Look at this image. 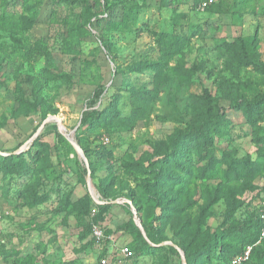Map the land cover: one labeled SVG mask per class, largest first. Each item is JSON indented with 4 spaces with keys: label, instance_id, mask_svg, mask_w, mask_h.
<instances>
[{
    "label": "rangeland",
    "instance_id": "rangeland-1",
    "mask_svg": "<svg viewBox=\"0 0 264 264\" xmlns=\"http://www.w3.org/2000/svg\"><path fill=\"white\" fill-rule=\"evenodd\" d=\"M204 1L1 0L0 150L10 153L23 143L15 154L40 151L42 160L23 178L0 171V264H98L91 231L97 205H109L100 221L110 238L134 243L132 206L142 225L143 214L162 212L152 200L154 173L145 169L150 161L186 181L159 189L174 209L156 220L164 241L152 244L176 245L177 253L137 250L138 264H183L181 252L195 262L209 234L250 217L249 233L257 234L260 205L253 186L264 185V145L254 141L244 112L232 105L264 99V0H213L202 8ZM162 35L183 36L167 60ZM100 37L110 42L108 51ZM243 50L261 64L247 63ZM100 84L106 90L94 108L115 101L125 117L133 116L139 95L146 98L144 115L122 127L83 129L82 114ZM220 108L224 125L207 129L211 142L184 138ZM56 129L82 141L91 158L66 136L68 143L59 142ZM161 152L172 154L162 163ZM247 155L254 162L250 171L235 162ZM90 161L88 179L84 167L91 168ZM33 184L51 196L29 207ZM65 197L69 205L56 212ZM253 246L217 250L206 264H233ZM251 251L241 264H264V243Z\"/></svg>",
    "mask_w": 264,
    "mask_h": 264
},
{
    "label": "trees",
    "instance_id": "trees-1",
    "mask_svg": "<svg viewBox=\"0 0 264 264\" xmlns=\"http://www.w3.org/2000/svg\"><path fill=\"white\" fill-rule=\"evenodd\" d=\"M1 2V0H0ZM14 5V4H13ZM9 4L7 5V9ZM6 12V9L4 10ZM88 25L90 30L93 28V22L91 20L88 22ZM102 42V45L105 47V49L108 51L110 49V42L108 40L104 39L103 37L99 38ZM160 41H165V44L167 43L168 46H165V44H161V50H162V57L167 59L172 58L174 55L177 54V51L181 47V42L183 41V36L177 35V36H166L162 35ZM245 57L248 59L247 63H251L253 65H260L259 58L254 54H247L246 50H243ZM49 59L52 60V57L49 55ZM184 68H188L185 63H182L181 65ZM106 87L104 84L98 85L94 92L92 97L88 101V108L83 112L82 118H81V126L83 129H97V128H109L111 126H117L122 127L123 125L133 123V119H138L139 117H142L144 115V109L147 107L146 98L143 96L136 95L133 100V116H127L125 117L122 114L121 105H119L117 102H111L109 101L108 104L103 109H96L94 108L98 100L102 97V95L105 93ZM33 108L37 107V104H34L32 106ZM232 108L235 110H241L244 112V115L246 116V120L253 127L254 131V141L257 144H263L264 145V126H260L259 124L261 122H264V99L263 98H255L253 100H246L241 101L238 100L235 104L232 105ZM224 109L220 108L217 112H215L211 117L204 118L201 126L198 130H191L186 134H182L184 138H191V140H194L195 142L199 137H204L208 142H211L212 140L209 139V136H207V129L211 126L219 125L220 127H223L224 125V119L222 120V116L224 115ZM46 116H44L45 118ZM209 125V126H207ZM207 126V127H206ZM56 137L59 142H66L68 143L65 136L56 129L55 131ZM182 135H178L179 139L178 142L182 140ZM182 137V138H181ZM79 144L83 147L84 151L86 152L87 156L90 157V149L87 146H84L82 141L78 140ZM44 143V142H41ZM47 143V142H46ZM23 143L19 144L16 148L10 150L9 155H2L0 154V171L3 172V174L6 177L11 178H23L26 176H29L34 168V163L42 160V152L31 150L26 152H22L19 154H15V150L20 148ZM178 145V144H177ZM46 147H48L46 145ZM178 149V148H177ZM264 149V148H263ZM2 151V150H0ZM5 152V151H3ZM172 152L169 154L168 152H161L160 161L163 163L166 161L167 157L170 156ZM183 154V150L179 149L177 152V158H180ZM92 155V154H91ZM165 155V156H164ZM189 156V155H188ZM187 156V157H188ZM237 163V166H242L243 168L250 171V169L253 168V160H251L250 155H247L242 158H238L235 160ZM91 163V170L94 172L92 161ZM145 169L147 172H153L154 176V182L152 183V186L156 188L155 193L152 195V200L154 203L155 209L160 208L162 212L160 214H157L154 212L153 216L150 218L143 214L142 221H143V227L146 231V237L143 236L140 229L135 226V222L131 220V224L133 225L135 231L137 232V237L135 238V242L132 244H128L130 248L134 252L133 257V264H138V254L137 250L140 251H148V252H157L164 249H169L175 253H177V249L173 246L168 247H155L152 244H159L162 241H164V238H162V230L159 226L155 225L156 220L164 219L169 215V212L174 209L173 206H171V200L167 199V196L161 192H159V189L164 186H168L169 189H172L177 183H184L185 176L179 174L178 176L171 175L169 172L165 171L162 168H156L154 162L150 161L148 166H145ZM213 169V168H211ZM214 170V169H213ZM84 172L87 173V168L84 167ZM158 185V186H157ZM37 185L33 184L30 186L31 188L28 191L27 194V204L29 207H35L39 204H42L44 202H47L50 199V192L41 193L39 192V187ZM254 190H257L256 194V200L258 201V204L260 205V191L264 190V185L259 187V185L254 184L253 186ZM106 195V194H105ZM84 202L89 204L91 203L92 199L87 193L84 197ZM70 200L69 197H65L62 200H60L59 204L57 205L55 211L60 213L66 210L67 206L69 205ZM136 205V204H135ZM97 214H96V220L95 222L98 224H101V219L104 218V213L106 212L108 208L107 205H97ZM137 209L139 211L142 210V208L138 205H136ZM258 214L256 216V221L258 226V232L256 235H251L249 233L250 228V222L251 217L249 219H244L243 221H237L233 222L230 226L222 225L218 229H216L214 232L209 234L206 237V247L205 250L200 251L199 258L193 262L192 259L189 260L188 253H187V263L188 264H206L208 261L213 258V254L220 250L222 253L229 252V249L233 246L238 247L239 249L243 248L247 245H254L251 252H255L258 245L261 243H264V236L261 238V232L263 228V223L261 217H260V209L257 210ZM253 218H255L253 216ZM92 231V229H91ZM105 231V240L103 243L104 251H106V246L110 242V234L112 233L111 230H104ZM93 238V237H92ZM95 244L96 241L93 238ZM225 241H232L228 242V244H225ZM257 244V242H259ZM230 243H234L232 246L229 247V249H226V245H229ZM97 245V244H96ZM231 251V250H230ZM231 253V252H230ZM236 253V252H235ZM234 253V254H235ZM103 256V254L98 255V264H100V258ZM21 260V259H20ZM27 263H29L27 261Z\"/></svg>",
    "mask_w": 264,
    "mask_h": 264
},
{
    "label": "built area",
    "instance_id": "built-area-1",
    "mask_svg": "<svg viewBox=\"0 0 264 264\" xmlns=\"http://www.w3.org/2000/svg\"><path fill=\"white\" fill-rule=\"evenodd\" d=\"M213 0L204 1L201 5L202 8L209 6ZM260 217L263 223L262 236H264V190L260 191ZM97 209H93V213H96ZM2 221L3 215L0 212V240L2 237ZM92 237L95 239L99 253L103 254L100 258V264H133L134 252L128 245V243H118L116 240L110 238V242L106 246V251H104V240L106 238L104 228L101 224L92 225ZM251 247L246 252V257L250 255ZM244 258V259H245ZM243 258H235L233 264H241Z\"/></svg>",
    "mask_w": 264,
    "mask_h": 264
},
{
    "label": "water",
    "instance_id": "water-1",
    "mask_svg": "<svg viewBox=\"0 0 264 264\" xmlns=\"http://www.w3.org/2000/svg\"><path fill=\"white\" fill-rule=\"evenodd\" d=\"M46 121H47V120H46ZM46 121H45V122H46ZM45 122H43V123L41 124V127L45 124ZM58 126H59L60 129H62L63 124H62V121H61V120L58 121ZM61 133H62L64 136H66V137L68 138V140L71 142V144L74 146V148H75L78 152H81L82 148H81V146L79 145V143H77V142L75 141V139H73L71 136L67 135V134H66L65 132H63V131H61ZM0 154H2V155H9L10 153L0 151ZM86 168H87L88 179H89V178H90V175H91V168H90V166H89V163H86ZM97 202H98V203H104V202L99 201V200H98ZM132 209H133V212H134V220H135V222L138 223V225L140 226V228H141V230H142L144 236L146 237V239H148V237H147V235H146V232H145V230H144V228H143V225L141 224V219H140V218L138 217V215H137V211H136L135 207L132 206ZM174 246H175L176 248H178V246H176V245H174ZM181 254H182V262H183V264H187V260H186L185 254L182 253V252H181Z\"/></svg>",
    "mask_w": 264,
    "mask_h": 264
},
{
    "label": "crops",
    "instance_id": "crops-1",
    "mask_svg": "<svg viewBox=\"0 0 264 264\" xmlns=\"http://www.w3.org/2000/svg\"><path fill=\"white\" fill-rule=\"evenodd\" d=\"M3 222H4V221H2V231H4V230H3ZM2 234H3V232H2ZM114 240H115V239H114ZM116 241H117V240H116ZM117 242L120 243V244L124 243L123 241H117Z\"/></svg>",
    "mask_w": 264,
    "mask_h": 264
}]
</instances>
